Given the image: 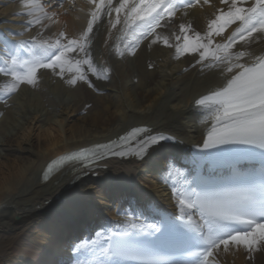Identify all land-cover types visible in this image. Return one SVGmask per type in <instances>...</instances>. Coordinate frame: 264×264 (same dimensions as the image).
Listing matches in <instances>:
<instances>
[{
  "label": "bare ground",
  "instance_id": "1",
  "mask_svg": "<svg viewBox=\"0 0 264 264\" xmlns=\"http://www.w3.org/2000/svg\"><path fill=\"white\" fill-rule=\"evenodd\" d=\"M7 1L12 3L0 0V37L15 40L35 34L29 28L25 31L26 22L32 19L27 15V0ZM114 1L113 8L118 7L119 0ZM41 2L47 11L57 13L56 23L43 29L30 27L53 41L61 31L69 38L78 37L94 7L88 0ZM224 7L221 0L207 4L200 0L190 12L181 11L173 16L174 21L161 23L152 36L140 39L135 54L125 46L131 42L125 37L126 10L121 11V22L115 28L111 26L117 16L113 11L95 22L89 34L87 51L97 74L87 66L84 70L92 87L86 81L69 84L71 72L59 76L42 68L35 85L24 83L0 96V264H66L73 239L84 241L79 218L83 223L95 221L105 226L116 219L125 221L131 209L150 204L151 198L173 200L171 182L165 185L162 179L171 175L167 170L178 159L162 149L140 162L103 158L83 167L80 162H55L81 149L118 143V136L134 128L168 130L186 142L200 139L211 122L210 113H198L194 102L221 87L224 77L219 67L197 63L198 52L177 54L175 37L180 35L182 23L191 24L189 36L205 33L208 21ZM237 24L216 37L214 44L222 43ZM156 34L167 36L173 46L162 40L153 43ZM240 44L243 42L238 41ZM117 45L123 55L116 51ZM244 49L254 56L264 54V40L251 41ZM68 58L83 59L84 53H72ZM8 77L0 74V89L12 82ZM87 171L86 178L72 183ZM137 217L141 218H133ZM241 252L235 257L228 254L224 262L264 264V245L262 250Z\"/></svg>",
  "mask_w": 264,
  "mask_h": 264
},
{
  "label": "snow or ice",
  "instance_id": "2",
  "mask_svg": "<svg viewBox=\"0 0 264 264\" xmlns=\"http://www.w3.org/2000/svg\"><path fill=\"white\" fill-rule=\"evenodd\" d=\"M88 2L94 7L90 9L86 29L78 37L69 38L61 31L54 41L32 36L29 38L31 45L28 40L3 42L0 63L4 66L0 67V72L10 75L12 82L0 89V96L16 91L24 83L35 85L37 72L42 68L51 69L59 76L65 71L71 72L69 84L86 81L92 87L84 66L97 74L87 45L93 25L102 12L111 16L115 11L116 21H110L115 28L121 22V11L126 10L125 33L131 31L133 35L125 46L135 54L139 40L152 36L158 27H162L161 21L168 23L178 5L192 7L199 0H120L115 8L112 0ZM245 3L246 0H221L227 10H218L215 18L208 21L205 33L194 32L189 36L191 24L182 23L180 35L175 37L177 54L198 52L197 63L206 62L208 68L221 69L223 85L195 101L201 110L210 113L211 120V127L200 146L208 151L196 153L195 158L223 165L227 171H221L215 177L203 176L198 171L193 181H186L183 186L173 185L178 215L160 216L147 224L137 222L138 217L129 214L125 221L116 224L115 230L102 227L101 231L95 232L96 239L90 237L73 246L77 253L74 264H209L214 250H219L221 245L225 251L232 245L243 247L249 253L264 245V54L254 56L244 49L251 41L264 40V0H252L249 6H244ZM27 7V15L32 17L26 22L29 26L39 25L43 29L56 23L53 18L57 13L47 11L41 0H27ZM237 22L238 26L222 43L214 44L215 37H221ZM254 33L257 35L253 36ZM159 40L173 46L167 36L159 34L152 42ZM238 41L243 44L238 45ZM21 49L26 50L28 58H21ZM116 51L124 54L119 45ZM76 52L84 53V58H68ZM141 133H148V129L134 128L126 136L119 137V143L113 141L81 149L59 157L55 163L92 164L106 155L124 156L128 154L126 149L130 142ZM169 139L172 137L163 134H146L137 141L134 154L144 159L153 146ZM242 163L249 166L242 169L239 167ZM199 167L202 168L203 163ZM51 168L50 164L48 170Z\"/></svg>",
  "mask_w": 264,
  "mask_h": 264
}]
</instances>
